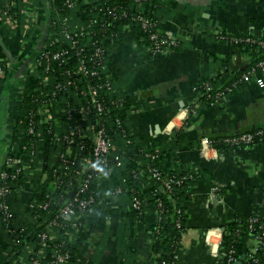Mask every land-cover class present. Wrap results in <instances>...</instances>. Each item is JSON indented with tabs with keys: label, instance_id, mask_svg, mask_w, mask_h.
<instances>
[{
	"label": "crops",
	"instance_id": "1",
	"mask_svg": "<svg viewBox=\"0 0 264 264\" xmlns=\"http://www.w3.org/2000/svg\"><path fill=\"white\" fill-rule=\"evenodd\" d=\"M12 2L20 10L18 26L13 25L7 13ZM50 2L0 0V42L10 58L13 76V84L5 89L0 106L4 153L21 111L20 77L44 43L47 30L43 32L40 26H48ZM158 3L160 28L181 38L184 47L152 56L135 29L128 26L122 41L107 45L108 70L121 92L129 97L126 120L131 138L148 148V153L158 154L155 165L165 173L199 174L185 200L187 228L176 250V264H234L216 256L211 246L218 244L224 254L223 229L228 224L246 220L252 214L264 216V143L205 149L203 139L264 126V87L255 80L245 81L211 103L200 101L196 90L204 77L214 78L213 88L218 89L247 71L249 54L218 39L217 34L264 33V0ZM140 8L151 12L153 4L143 3ZM36 21L40 26L36 27ZM31 29L35 30L33 34ZM175 131L176 139L171 136ZM4 153H0V172L7 157ZM31 170L30 177L16 190L25 205L45 178L40 166ZM121 193L114 194L110 204L102 198L103 203L85 218L83 229L72 239H76V258L68 264H153L159 258L160 247L156 250L153 246L150 231L157 219L155 207H150L143 217L123 214L129 201ZM254 245V237L247 232L236 251L235 264H245ZM26 262L20 255L15 264ZM0 264H4L1 248Z\"/></svg>",
	"mask_w": 264,
	"mask_h": 264
},
{
	"label": "trees",
	"instance_id": "2",
	"mask_svg": "<svg viewBox=\"0 0 264 264\" xmlns=\"http://www.w3.org/2000/svg\"><path fill=\"white\" fill-rule=\"evenodd\" d=\"M74 1L73 5L67 4V0H51L50 11H49V23L47 28L46 23L44 26H40L36 21V27L40 26V29L44 32L47 30L48 33H54L52 36L44 38L42 47L32 55L31 63L32 66H28L24 71L23 76L20 77V84L22 88L23 96L20 101L21 111L16 121V126L13 130V136L11 138L10 146L7 151L2 148L0 142V153L4 155H20L23 161L30 163L31 166L24 167L19 173L16 180H12L13 186H22L24 181L30 177L31 169L41 165V171L45 177L40 183L38 190L36 191L32 200L23 204V199L19 196L17 191H14L7 197V202L10 204L14 216L12 217L10 227L3 220V213L0 211V248L3 252V263L4 264H15L20 255H24L25 262L31 263L33 257H38L40 249V240L38 232H34V227L47 217L56 215V210L60 203L65 197L71 196L67 192V187L64 184L59 190H53V169L47 165V159L51 158V153L54 148L50 147L49 137H43L40 139L38 134L29 133V115L37 107L35 102V94L39 88L42 87L43 76L49 75L51 81L55 83L56 80L61 79L60 73L65 70L68 66H74L78 64V59L83 55L79 54L81 48H84L85 53L92 54L94 48L100 46L105 48L104 59L108 60L107 45H113V43H119L125 37V29L128 26H132L135 29L137 37L143 43V45L149 49V53L152 56L154 54L152 49L154 42L151 39V33L159 29L160 26L154 27L153 30L146 29L142 21L139 20V16H144L154 22H159L158 10L161 9L158 0H141L143 3L150 2L153 4V11L145 12L141 8H136V0H71ZM20 1H18L19 4ZM21 4V2H20ZM18 5L12 7L7 11L10 14L14 10H18ZM23 23H25L26 16L23 17ZM66 27L74 36L75 43L70 41L64 32ZM161 29V28H160ZM162 30V29H161ZM31 34L34 33V29L29 30ZM163 31V30H162ZM164 32V31H163ZM30 34V35H31ZM58 38V42L53 47L49 46L50 42L55 38ZM217 38L223 41H227L237 47H241L249 54L251 63L249 68L255 66L258 62L264 60V45L260 44L264 41V33L257 34L255 31H247L241 33H227L221 32L217 34ZM251 38V40H248ZM237 40V41H235ZM92 44V47H91ZM184 42L181 38H178V42L172 45L171 49H182ZM53 48L54 50H65L64 54L66 63H59L58 61L53 62L51 70L46 71L45 64L38 62V56L44 49ZM83 51V53H84ZM0 58L3 59L1 64L5 67V78L0 79V106L3 100V94L5 89H9L13 84V76L10 74V67L7 66L10 62L5 49L0 42ZM69 59V60H68ZM70 61V62H69ZM54 70V74L52 71ZM109 70L106 69V72ZM246 71V72H247ZM245 72V73H246ZM243 73L242 75H244ZM55 75V77H54ZM242 76L237 75L233 77L226 85L219 87L218 89L213 88L214 78L211 76L204 77L199 83L198 90L203 92V96L199 99L202 102H215L221 100L224 96H217V92L225 87H232L233 91L241 85ZM53 88V85L49 84V90ZM114 79L113 89H106L104 95L107 98H113V101L120 99L121 102L113 104V129L111 133L113 136V172L110 178L102 177L97 180H93L90 185V190L85 192V196L89 193H94L96 199L100 200L104 198V202L111 201V189L123 187L124 191L120 194H124L126 199L129 201L128 206L123 207V214L128 215L131 213L135 217H143L148 209L152 206L157 211V219L154 224L151 225L150 231L152 232L151 239L155 249L159 246L161 252L159 258L153 264H176V250L179 246L182 236L187 228L186 214H185V200L189 197V190L194 182L199 178V174L192 171H180L170 172L169 176L175 179H181V182L174 183L171 191H168L160 182H155L149 172L150 168L155 167V160L146 154L150 151L145 146L137 144L134 138H131V132L127 125V116L129 111V97L125 93L121 92ZM72 91H67L65 96H71ZM199 102V101H198ZM56 107V106H55ZM194 108H191V110ZM116 119H119L123 123V128L128 133V137L131 139V143H127L122 133V129L116 124ZM62 123L66 125L68 120L62 117ZM71 122V121H69ZM74 122V120H73ZM65 131L68 127L63 126ZM264 127V126H261ZM258 127V128H261ZM63 129V128H62ZM257 129V128H256ZM39 132H44L41 127H38ZM245 130L237 133L228 134L225 136H213L210 139L213 140V147L219 148L222 146H231L225 141L226 138L244 133ZM42 135V134H41ZM172 138L176 139V131L171 134ZM19 138L18 142L16 139ZM175 140H171V144H174ZM136 143V144H135ZM35 149L36 155L31 159V152ZM41 155V157H40ZM144 161H143V160ZM121 160V164H118ZM139 160H142L140 166H137ZM4 167V166H3ZM2 170L6 169V166ZM1 170V171H2ZM12 172V170H8ZM14 172V171H13ZM10 181V180H9ZM13 187V188H14ZM52 196V206H50V212L42 209L33 208L32 203L46 202L47 195ZM114 195V193H113ZM119 195V194H118ZM138 197L141 200L140 209H135L133 199ZM32 201V202H31ZM1 202V200H0ZM160 204V205H159ZM128 207V209H127ZM129 210V211H128ZM256 214L250 215L247 220L255 216ZM85 220V218L83 217ZM35 220L36 222H32ZM247 220H238L228 224L223 233V253L221 254L222 259L225 262L231 254L236 253L239 248V244L243 236L249 230L247 228ZM180 222V226H178ZM259 224H264V216H260L258 223L255 224L257 228ZM13 229L10 231L9 228ZM33 231V232H32ZM255 231L262 232L257 229ZM32 232L31 236L28 233ZM60 232L56 242L65 240V235ZM76 240V239H75ZM75 240H68L67 244L64 243L63 247L69 249L72 253L70 262L76 258L77 244ZM30 243L32 250L27 248V244ZM41 247V248H40ZM157 250V249H156ZM45 252L41 253L42 264H51L50 260L52 253V246L46 247ZM257 260H247L245 264H264V251H259L256 254ZM237 262L234 261V264ZM67 263V264H68ZM233 263V262H232Z\"/></svg>",
	"mask_w": 264,
	"mask_h": 264
},
{
	"label": "built area",
	"instance_id": "3",
	"mask_svg": "<svg viewBox=\"0 0 264 264\" xmlns=\"http://www.w3.org/2000/svg\"><path fill=\"white\" fill-rule=\"evenodd\" d=\"M15 4V2H12V7ZM67 4L73 5L74 1L67 0ZM135 4V7L139 9L143 2L136 0ZM19 14L20 10H14L10 14L9 20L12 21L14 26L20 25ZM139 20L149 30H153L154 27L157 28L159 25L157 22L141 15ZM64 32L66 37L75 43L73 33L66 27H64ZM53 34V32L48 33L47 38ZM151 39L154 42L152 49L154 54L164 53L178 42L176 36L167 34L160 28L151 33ZM58 40L56 37L50 42L49 46L53 47ZM248 40H251V38ZM260 44L264 45V41H261ZM93 50L92 54H88L85 53L84 48H81L79 54L83 55L78 59L76 67L68 66L65 68L60 73L61 79L56 80L55 83L51 81L49 75L43 76L42 87L35 94L37 107L29 115V133L38 134L41 140L44 136L49 137L50 147L54 148L51 158L46 160L48 167L52 168L54 173L53 190H59L65 184L67 192L71 194L60 203L56 215L43 219L34 227V232L42 229L38 232L42 249L52 246L51 258L48 261L51 264H67L70 261L72 253L69 249L63 247L64 243L67 244L68 240L74 239L81 232L85 223L83 217L86 218L98 204L103 203L101 199H96L94 193H89L87 196L84 194L87 190H90L93 180L102 177L110 178L113 172V149H115V146L111 133V128L113 129L112 111L113 104L119 105L121 100L116 99L113 101V98H107L104 95L106 89H113V78L109 71L106 72L108 62L103 55L106 49L98 46ZM66 52L65 50H54L53 48L44 49L38 56V62L40 64L44 63L46 71L49 72L53 62L66 63L67 60L64 57ZM31 60L29 66H32L30 64ZM1 62H3L2 58H0V79L6 77L5 67ZM7 66L10 67L11 63H8ZM52 73L54 74V70ZM250 80H255L260 87H264V60L258 62L242 75L241 82ZM49 84L53 85L51 90H49ZM72 89L74 90L71 93L73 97L65 96V93L72 91ZM196 91L199 97L203 96V92L198 89ZM232 91V87H225L217 92V96H225ZM62 117L68 120L66 125L62 123ZM116 124L122 129L126 142L131 143L127 131L123 128V123L116 119ZM39 126L44 131L43 133L38 131ZM63 126L68 127V129L65 131ZM18 140L19 138L16 139L17 142ZM225 141L233 147L264 143V127L228 137ZM203 146L205 149L215 148L213 147V140L210 138L203 139ZM31 154L33 160V156L36 155L35 149L32 150ZM146 155L152 159L158 157L157 153H147ZM118 164H121V160ZM5 166L6 169L12 170V172L8 170L0 172V211L3 213V220L10 227L14 213L7 202V197L13 190L16 191L19 188L13 186L12 180H16L24 167H29L31 164H25L20 155H7ZM149 172L152 179L155 182H160L168 191H171L174 183L181 182V179L170 177L169 173H165L157 166L150 168ZM217 190L218 187L215 186L214 191ZM123 191V187H118L114 190L111 189L110 193L113 196V193L118 194ZM47 199L46 202L32 203L31 205L33 208L37 207V209L46 210L49 213L50 206H52V196L47 195ZM106 204H110V201ZM132 206L135 209H140L141 200L135 197ZM259 218L260 216L255 215L248 220L246 219L249 221L246 223L249 233L255 239V245L247 255L248 260H257L256 254L259 251H264V224L255 227ZM178 226H180V222H178ZM257 229L262 230V232L255 231ZM9 230L13 231L12 227ZM32 232H29L28 236H31ZM60 232H63L66 241L56 242ZM223 232H225V228ZM27 248L32 250L30 243L27 244ZM42 249L37 252L39 253L38 257H33L29 264H42ZM211 251L216 256L222 257L218 250V244L213 243ZM236 260V253H234L229 256L227 262L232 263Z\"/></svg>",
	"mask_w": 264,
	"mask_h": 264
},
{
	"label": "rangeland",
	"instance_id": "4",
	"mask_svg": "<svg viewBox=\"0 0 264 264\" xmlns=\"http://www.w3.org/2000/svg\"><path fill=\"white\" fill-rule=\"evenodd\" d=\"M22 76H23V74H22Z\"/></svg>",
	"mask_w": 264,
	"mask_h": 264
}]
</instances>
